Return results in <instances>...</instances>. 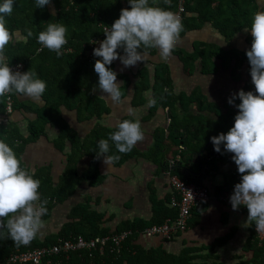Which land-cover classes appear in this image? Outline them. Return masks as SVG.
<instances>
[{
    "label": "trees",
    "instance_id": "trees-1",
    "mask_svg": "<svg viewBox=\"0 0 264 264\" xmlns=\"http://www.w3.org/2000/svg\"><path fill=\"white\" fill-rule=\"evenodd\" d=\"M150 3H153L154 6L174 10L177 0H169L167 3L165 0H150ZM128 7H130L128 0H51L50 4L40 9L35 7L34 0H15L13 12L6 18V27L12 34V38L5 46V54L10 65L24 63L23 72L35 71L38 77L46 82V89L41 97L43 104L41 105L30 99H25L20 94L10 93L14 102V111L7 114L6 98L8 95L0 96V139L13 147L21 159L22 166L25 167L22 160L25 147L28 143L46 135L48 126L59 129V139L56 142L62 144L68 139L74 148L77 145L80 148L83 147L95 158L98 156V141L108 139V134L116 130L96 125L90 139L80 141L77 134H74L69 121L66 120L63 109L75 112L76 118L80 121L94 117L100 118L110 111L105 100L93 92L98 83V74L95 73L93 65L95 60L99 59V57L93 56V49L98 47L99 42L105 38L104 26L113 23L115 19L119 18L121 9ZM186 10L187 13L182 20L184 27L179 39L188 32L210 23L230 44L236 35L250 27L251 17L254 13L264 11V8L260 9L257 0H188ZM54 22H59L67 27V43L63 46L60 56L47 48H41L36 39L38 33L44 30L48 23ZM29 31L32 32V36H28ZM178 44L172 53L176 52L179 55L186 70L193 72L200 69V72L209 74L218 71V69H230L234 74L235 66H245V71L236 75L235 78L240 81L245 77L240 89L254 91L249 71L250 64L245 54L246 50L238 51L234 47H222L218 43L201 42L194 44L193 51L184 52V50L177 49ZM118 51L123 54L122 50ZM155 51L156 49L150 48L143 53L154 54ZM116 63L117 61L114 60L110 67L117 72ZM150 70L148 65H142L137 72H134L135 77H139L140 80L136 83L133 103L144 102L143 93L152 89L156 103L150 107V115L159 107H169L170 109V121L166 134L163 133L160 138H157L153 153L156 154L157 151H160L163 157L174 145L177 147L174 156L180 155L181 159L173 167V173L188 182L206 186L210 191L214 190L220 196L231 191L241 178V174L237 171V165L231 159L232 153H220L218 157L214 156L203 161L204 164H209V169L212 172L219 171L221 164L233 165L226 176L227 181L223 185L211 187L204 181L185 174L182 169L193 158L194 153L211 149V136L221 132L226 133L230 129L238 109L234 104L230 105L229 103L220 107L207 99L199 90H194L189 94L174 93L171 68L167 62L160 61L155 64L153 77ZM117 78L124 79L125 83L120 88V92L126 93L125 85L130 84L131 78L126 73L119 72H117ZM239 102L237 98L235 103ZM178 105L184 110L183 116L178 113ZM191 105H196L198 112L194 113L190 109ZM15 112L23 114L27 112L34 115L27 119V135L22 132L17 121L12 117ZM210 113H213L215 118L212 119ZM166 139L171 142L170 145L167 144L168 146L165 143ZM109 145L107 154L118 156V159H113L116 163L124 161L133 154L131 151L117 152L110 140ZM73 156V154L69 155V163L57 185L48 170L40 168L34 172L31 171L40 181L41 200L46 199L48 202L46 205L48 211L42 217L43 221L51 216L56 204L66 200L73 191V186L78 179L77 168L72 162L75 157ZM198 168L200 170L201 166L198 165ZM82 177L90 179L92 184H99L104 178L93 169L84 172ZM172 195L173 191L165 199L154 202L153 215L149 219L124 220L115 228L104 225L101 213L92 209L89 201L80 202L70 210L67 221L55 233L43 238L36 236L28 245L19 247L15 246L11 239L0 238V264H5V258L13 251L51 245L56 243L59 238L66 239L81 235L86 239H91L128 229L132 230V234L124 242L120 253L116 254L108 250L104 254L95 252L93 255H90L86 250L72 252L67 257L70 261L69 264H264V243H260L254 232V222H251L250 234L243 244L242 252L239 253L240 255L235 254L233 257L235 261L232 263H226L221 259L218 248L228 243L235 234L236 227L227 234L217 237L209 245L186 246L180 253L169 252L162 245L146 248L136 243V240L141 236L140 232L146 227L161 224L167 218L173 219L177 216L178 209L171 205ZM205 203L203 202L192 209L189 226L199 223L200 216L205 210ZM237 210L248 213L245 206H241ZM6 220L7 217L5 222ZM246 254H249L248 258H245Z\"/></svg>",
    "mask_w": 264,
    "mask_h": 264
},
{
    "label": "crops",
    "instance_id": "crops-1",
    "mask_svg": "<svg viewBox=\"0 0 264 264\" xmlns=\"http://www.w3.org/2000/svg\"><path fill=\"white\" fill-rule=\"evenodd\" d=\"M257 3L260 9H263L264 0H257ZM221 36L220 32L212 24L206 23L201 28L192 30L181 37L177 49L190 52L194 50L195 43H219V37ZM245 36H248V39L240 42L251 43L252 40L250 38L252 36L250 30ZM116 61L117 72L126 73L131 78L130 84L125 85L126 93L121 92L119 101H116L112 100L98 88L95 87L93 89L95 94L105 100L110 111L100 118L94 117L84 121L78 120L76 113L73 111L63 109V114L80 141L89 140L96 125L116 129L118 122L124 119H138L144 132V138L133 147L131 150L133 154L130 157L122 162L116 163L111 160L106 164L103 157L97 156L95 158L87 149L80 148L78 145L74 148L68 139L62 144L56 142L59 139V129L57 127L48 126L46 135L28 143L22 154V160L25 167L30 171L34 172L40 168L45 171L48 170L54 179L55 185H57L60 183L67 168L69 155L73 154L75 157L73 156L72 162H74L73 165L76 166L78 174V179L73 186L70 196L66 200L57 203L51 216L44 220L47 221L53 218V213L62 212V218L59 225L56 226V230L48 232L46 227L42 226L37 234L39 238L57 232L67 221L70 210L80 202L89 201L92 209L101 213L105 222L104 225L115 228L124 220L136 218L149 219L153 215L154 202L156 200H163L172 193L173 190L169 183L168 168L165 161L167 158L175 155L177 147L171 146L170 150L163 157L160 151H157L156 154L153 153L157 138H160L163 133L166 134L170 109L169 107H159L150 115L151 106L148 105V101L150 98H153L152 89L143 93L145 97L144 102L141 104L133 103L136 83L140 80L139 77H135L134 72H137L140 66L148 65L153 77L155 74V64L160 61L167 62L171 68L174 93L178 94L182 92L189 94L194 90H199L207 99L220 107L228 104V98L233 93L238 92L244 83L243 80V83L240 84L241 80L238 81L235 78L236 74H233L230 69H218V71L211 72V74H204L200 72V69L195 70L194 73L190 72L185 69L183 62L176 52L171 53L167 59L162 58L157 49L154 54L143 53V61H138L136 65L129 68H123L119 59ZM122 68L123 70H121ZM197 72L201 74V78H209L203 81L204 83L193 81L190 84L188 80L194 77L193 74ZM117 83L121 88L125 81L122 78H117ZM25 99L35 101L29 97H25ZM35 102L40 105L43 104L42 99ZM129 109L132 110L131 113ZM190 109L194 113L198 112L196 105H191ZM178 113L182 116L184 114L183 108L179 105ZM210 115L212 119L215 118L213 113H210ZM12 117L17 121L22 132L27 135V119L34 117V115L27 112L24 114L15 112ZM165 143L166 145L171 144L169 139H166ZM104 156L107 158L110 155L106 153ZM232 167V164L224 163L221 164V168L217 172H212L208 167L204 182L211 187L223 185L227 181L226 176ZM195 168H197V171L201 170H199L198 165H195ZM91 169L104 176L102 182L92 184L90 179L82 177L84 172ZM217 180L221 181L217 182ZM221 196L217 195L214 190L210 191V199L205 203V210L200 216L199 223L189 226L185 231L173 237V239L166 240L158 236H140L136 240V243L146 248L162 245L169 252L180 253L186 246L199 247L201 245H209L217 237L227 234L232 228L236 227L237 230L228 243L218 248L221 259L225 253H230V258L232 259V253L242 252L243 244L250 234L251 222L245 224L248 213L233 210L231 205L222 200ZM64 257L58 255L53 257L51 262L46 261L42 264H69L68 258L65 257L63 259Z\"/></svg>",
    "mask_w": 264,
    "mask_h": 264
},
{
    "label": "clouds",
    "instance_id": "clouds-1",
    "mask_svg": "<svg viewBox=\"0 0 264 264\" xmlns=\"http://www.w3.org/2000/svg\"><path fill=\"white\" fill-rule=\"evenodd\" d=\"M50 2L34 0L35 7L40 9ZM14 4L15 0H0V96L15 93L40 101L46 82L35 71H13L5 54V46L12 38L6 27V18L12 14ZM128 4L130 7L121 9L119 18L105 28V38L93 49V56L99 57L93 65L98 74L96 88L116 101H119L121 92L117 72L110 67L113 61L119 59L123 68L132 67L143 61V52L150 48L157 49L159 55L167 59L184 27L180 16L169 9L154 6L150 0H128ZM249 30L252 41L245 54L254 91L240 89L228 98V103L238 109L234 123L226 133L213 135L210 140L214 151L233 154L231 159L241 174L229 197L232 209L245 206L248 210L245 224L254 222L256 231L264 232V11L254 13L250 27L245 28V31ZM66 33L64 24L48 23L36 39L41 48L60 56L67 43ZM28 36H32L31 31ZM237 98L238 104L235 103ZM155 103L154 98L148 101L149 106ZM143 138L138 119L121 120L116 130L108 134V139L98 141L97 155L103 157L106 164L119 158H105L104 154L110 148L109 140L117 152L127 153ZM39 187V179L22 166L13 147L0 139V238L11 239L19 247L28 245L37 236L43 224L42 217L48 211V202L41 200Z\"/></svg>",
    "mask_w": 264,
    "mask_h": 264
},
{
    "label": "built area",
    "instance_id": "built-area-1",
    "mask_svg": "<svg viewBox=\"0 0 264 264\" xmlns=\"http://www.w3.org/2000/svg\"><path fill=\"white\" fill-rule=\"evenodd\" d=\"M188 0H177L176 8L173 11L183 20L186 10V3ZM110 25H105L110 27ZM179 39L176 43L178 44ZM175 45V46H176ZM13 71H24V63H16L10 65ZM6 113H13V98L10 93H6ZM170 121V118H169ZM181 156H173L166 159L167 174L169 183L173 190L171 197V205L178 209L177 216L175 218H167L161 224H154L146 227L141 236L154 237L158 236L163 239H172L177 233L185 231L189 227V222L192 217V209L203 202H207L210 199V190L208 187L198 185L193 182H188L182 179L177 174L173 173V167L180 161ZM234 188V187H233ZM231 191L224 193L222 200L231 205L229 202ZM254 232L259 239L260 243H264V232H257L254 226ZM132 234V230H122L119 232L111 233L104 236H98L91 239H86L81 235L70 238H59L56 243L46 246H38L27 250H16L11 252L4 260L5 264H42L43 262H51V259L58 255L69 257L72 252L86 250L93 255L95 252L100 254L110 251L112 253H120L123 248L124 242Z\"/></svg>",
    "mask_w": 264,
    "mask_h": 264
},
{
    "label": "rangeland",
    "instance_id": "rangeland-1",
    "mask_svg": "<svg viewBox=\"0 0 264 264\" xmlns=\"http://www.w3.org/2000/svg\"><path fill=\"white\" fill-rule=\"evenodd\" d=\"M262 7L264 8V5ZM247 33H248V31H244L243 33H239L238 35H236L235 37H237V38L234 37V39L230 43L231 45L228 44L225 41V39L221 36V37H219L220 39H219V43L218 44L220 46H222V47H228V46L234 47L238 51H241L242 49L246 50L247 47L250 48L251 43H241L240 41L248 39V36H245ZM250 39L252 40V38H250ZM236 41L240 42V43H237ZM194 71H193V73H194ZM243 71H245V66L244 67L239 66V65L235 66V74L236 75H238L239 73H241ZM209 74H211V72ZM193 75H194V77H191L190 80H188V81H190V84H192L193 81L194 82H202V83H204L203 81H205V80H207L209 78V77L208 78H201V76H200L201 74L198 73V72L193 74ZM243 75L245 76V74H243ZM244 78L241 80L240 84L243 83ZM220 181L217 180V182H220ZM61 215H62V212L53 213V218H51V219H49L47 221H44L42 226L46 227V230L48 232H52V231L56 230V228H57L56 226H58L60 221H61V218H62ZM238 253H241V251H239ZM238 253H236V254H238ZM232 255H233V257L235 256L234 253H232ZM230 256H231L230 253L223 254V258H222L223 261L226 262V263L234 262L235 261L234 258L231 259ZM248 257H249V254H246L245 258H248Z\"/></svg>",
    "mask_w": 264,
    "mask_h": 264
},
{
    "label": "water",
    "instance_id": "water-1",
    "mask_svg": "<svg viewBox=\"0 0 264 264\" xmlns=\"http://www.w3.org/2000/svg\"><path fill=\"white\" fill-rule=\"evenodd\" d=\"M223 149V147H221ZM211 151H208L207 149L205 151H199L197 153L193 154V158L189 161V163L185 166H183V171L185 174L193 176L194 178L200 179L202 182L204 181V178L206 177L209 164H204V159H208L211 156L220 155V152L214 151L213 144H211ZM195 164H198L201 166V170L197 171L195 168Z\"/></svg>",
    "mask_w": 264,
    "mask_h": 264
},
{
    "label": "bare ground",
    "instance_id": "bare-ground-1",
    "mask_svg": "<svg viewBox=\"0 0 264 264\" xmlns=\"http://www.w3.org/2000/svg\"><path fill=\"white\" fill-rule=\"evenodd\" d=\"M175 8V7H174Z\"/></svg>",
    "mask_w": 264,
    "mask_h": 264
}]
</instances>
